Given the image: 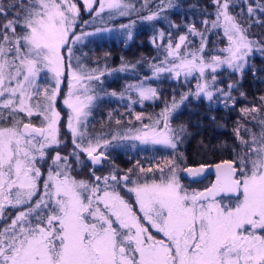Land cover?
<instances>
[{"label": "snow or ice", "instance_id": "1", "mask_svg": "<svg viewBox=\"0 0 264 264\" xmlns=\"http://www.w3.org/2000/svg\"><path fill=\"white\" fill-rule=\"evenodd\" d=\"M82 2L97 17L106 9L126 16L150 4L141 0L137 8L131 0ZM212 2L215 19L201 20L203 31L194 23L188 26V35L200 38L199 47L182 55V46L187 49L190 43L187 35L173 44L169 34L164 59L150 65L156 77L174 73L187 79L197 74L195 92L182 93L179 101L173 96L160 113L147 117L149 123L137 113L140 128L106 138L107 134L87 131V118L98 97L94 85L106 70L87 67L82 60L87 54L76 56L74 49L87 37L110 29L86 32L83 26L90 22L83 21L77 33L80 8L75 0H0V220L5 221L0 226V264H264V118H258L264 115V96L259 97L260 106L239 109L258 130L237 122L233 134L238 145H219L231 147L233 159L215 165L216 180L202 191H190L181 183L180 172L194 180L206 170L204 164L182 167L187 160L182 152L176 153L179 159L165 158L147 168L136 162L139 174L155 168L159 180H133L131 168L118 176L114 164L107 175H95V166L109 160L107 152L114 142L131 139L177 149L188 134L187 126L173 127L170 117L190 95L199 99L203 94L208 101L219 99L226 107L229 102L235 107L232 92L239 90L250 56L258 51L264 57V41L249 34L253 25H264V0ZM172 6V0H160L157 11L142 19L153 20ZM230 8L240 11L232 13ZM134 23L120 27L130 29ZM217 28H222L227 46L219 49L222 55L206 58V33ZM131 35L129 31V39ZM158 35L165 37L163 31ZM224 66L240 77L226 88L217 86L216 73ZM135 67L123 62L119 69L107 71ZM42 73H50L53 84L42 86ZM149 79L126 88L137 93L141 104L159 98L156 88L146 86ZM65 81L66 118L55 106ZM240 96L246 94L240 91ZM34 116L39 126L32 122ZM65 119L72 150L67 155L56 151L45 177L40 164L49 149L64 143L60 122ZM200 146L209 147L203 141ZM85 161L93 165L91 181L71 174L73 162ZM130 183L134 187L128 188ZM121 186L135 194L140 214L117 190ZM225 198L232 202L222 203ZM6 207L22 209L10 223Z\"/></svg>", "mask_w": 264, "mask_h": 264}, {"label": "trees", "instance_id": "2", "mask_svg": "<svg viewBox=\"0 0 264 264\" xmlns=\"http://www.w3.org/2000/svg\"><path fill=\"white\" fill-rule=\"evenodd\" d=\"M125 2H128V0H125ZM131 2L137 8H140L141 0H131ZM159 4L160 0H150V4L146 8L139 12H130L126 16H120L115 10H105L99 17L93 12H80L77 22L80 24L76 26V32L81 31L83 21L90 22L88 25L83 26V30L101 27L114 28L135 22L132 24L133 28L125 29L126 31L124 32L123 30V33L114 32L89 36L82 42L80 47L76 48L79 56H82V53L87 54L86 56H82L84 64L95 62V66L100 68L103 63L107 62L108 67L101 70H106L105 73L112 74V78L108 82L105 77H101L100 83H97L100 85L99 88H96L98 97L94 101L91 113L87 118V128H90L92 132L105 133L107 129H114V126L117 125V120L120 121L118 125L122 129L128 122L127 116L124 115L131 111L139 113L146 111L151 116L158 114L165 107V102L170 103L173 96L176 97L177 101L180 99L183 88L186 87L188 90H191L192 82L177 81L174 83L173 81H169V79L166 80L167 77H159L161 82L158 83L147 80V84H156L159 98L144 101L143 105H137L136 103H132V101L138 100L137 96L131 91L126 90L127 85H131L132 77L123 78V76H120L121 73L119 71H107L119 69L123 62L136 64L139 59H143L145 60L144 66L136 65L135 69H129L128 71L129 73H133L131 70L136 71L135 73H149L151 71L150 65L158 64L164 59L166 55L165 46L168 43L167 37L169 34L172 37L173 44H175L181 34L187 35L190 43H188L187 49L182 46L181 54L183 55L185 50H195L200 45V38L198 36L188 35V26L194 23L198 30L203 31L204 25L200 21L215 19V6L212 0H172L173 6L165 7L157 18L153 20L142 19V17L149 15L150 12L157 11ZM239 11V8H230V12L232 13ZM261 18L264 19V17ZM238 19H241L243 22L246 17H238ZM129 31L132 33L131 39H127ZM160 31L165 33L163 40L159 38L158 34ZM249 34L256 39L264 41V25H253L249 30ZM153 37H156L155 43H153ZM206 37L207 47L204 51L205 57L222 55L219 49L225 48L228 43L223 35L222 28H217L206 33ZM106 54L107 58H105ZM253 68H255V74H253ZM216 75L218 79L217 86L223 88H226L230 82L240 79L239 74L227 68V66L220 69ZM145 77L148 76L144 74L143 78ZM113 91L117 93L116 96L108 94ZM240 91H243L246 96H240ZM120 93H124L123 97L119 95ZM232 95L236 97L235 107L231 106V102L226 107L219 99L208 101L203 95L199 99L191 95L188 96L187 100L170 117V123L173 127L181 124L187 126L188 134L184 137V142L178 144L177 149H154L137 140L129 142L119 141L115 143L114 155L107 154L109 166L110 164L111 166L114 164L118 166L119 170L122 168L126 172L131 168L132 172L139 173L138 168L135 167L137 161L140 162L141 166L149 167L151 164L162 162L165 158L179 159L176 156L177 152L184 153L187 158L185 165L210 163L227 158L233 159L234 153L231 147H220L219 145L221 143L228 146L238 145L239 142L233 134V129L236 127L237 122L239 121L249 128L258 130L254 123H249L250 117H243L239 112V109L242 107H251L253 104L260 106L259 97L264 96V57H261L258 51L250 56V64L244 70L239 90H233ZM129 96H131V101L128 99ZM117 105L121 108L123 107V114L120 112L117 114L113 109L108 111L111 107H116L118 110ZM262 113H264V109H262ZM121 115L124 117H121ZM212 117H215V120ZM258 118H264V115H260ZM132 119H134L132 122L137 126L141 123L136 121L135 118ZM38 120L36 119L35 121ZM241 135H245L243 131ZM63 136L68 138V140L64 141L57 151L59 150L61 153L66 152L68 154L72 150V139L68 137L67 133ZM201 141L209 147H201ZM116 151L117 153H115ZM121 161H124V163L122 164ZM72 165L74 166V163ZM161 165L163 166L162 163ZM185 165H182V167ZM44 170L45 168L42 172ZM155 171L156 169L153 168V172ZM136 175L142 176L141 174ZM144 176L142 178H146L149 175ZM180 180L190 191L199 190L209 184L210 175L200 180H189L181 176ZM17 209L20 210V208L7 209L4 214L11 219Z\"/></svg>", "mask_w": 264, "mask_h": 264}, {"label": "rangeland", "instance_id": "3", "mask_svg": "<svg viewBox=\"0 0 264 264\" xmlns=\"http://www.w3.org/2000/svg\"><path fill=\"white\" fill-rule=\"evenodd\" d=\"M75 2L77 3V5L79 6V8H80V12H86V10H85V6H84V4H83V2H82V0H75ZM94 7H98V3L96 4V5H94ZM106 10H108V9H106ZM94 14H95V12H93ZM78 24H80V23H77V25ZM131 28H133V25L131 26ZM97 29V28H96ZM96 29H91V30H88V29H86V30H84V31H86V32H95V30ZM100 29H110V30H105V31H101V32H99V33H96L97 35H104V34H110V33H114V32H116V33H123V30H124V32L127 30H125L124 28H121L120 26H116V27H114V28H112V27H101ZM77 33H79V31L77 32ZM132 34V33H131ZM181 35H185V34H181ZM127 39H129L128 38V34H127ZM82 44V42L81 43H78L76 46H75V49H74V51H75V55L76 56H79L78 55V52H76V48H78V47H80V45ZM185 52H186V50H185ZM137 62H139V63H132V64H135V65H137V66H144V64H145V60H143V59H139ZM131 64V63H130ZM155 64H157V63H155ZM85 65H87V67H89V68H96V66H95V62H89V64H86L85 63ZM73 66H75V64L73 65ZM106 67H108V65H107V62L106 63H103L102 65H101V67H100V69H105ZM120 68V67H119ZM137 69H139V68H137ZM220 70V69H219ZM218 70V71H219ZM133 73H129V71H128V73H127V71H119V73H121V75L120 76H123V78H128V77H132V81L130 82L131 83V85L134 83V85L138 82V81H140V80H142L143 79V75L145 74V75H147L148 77H150V81H152V82H156V83H158V82H161L160 81V79H159V77H167V79L166 80H168L169 79V81H173L174 83H176L177 81H182V82H192V85H191V90H193L192 92H195V86H196V84H197V74H193V75H191V76H189V77H187V79H185V77L183 76V74H181V76H180V78H176L175 77V75H174V73H161L158 77H156V76H153V69L151 68V71L149 72V73H135L136 71H133V70H131ZM217 71V72H218ZM41 76H42V78H41V80H40V84L42 85V86H49L50 84H53V82H52V80H51V74L50 73H48V74H45V73H42L41 74ZM102 77H105L106 79H107V82L109 81V80H111V78H112V74L111 73H105V75L104 76H102ZM135 81H137V82H135ZM95 86V88H99L100 87V85H98L97 83L94 85ZM146 86H151V87H153V88H156L157 89V86H156V84H147L146 83ZM109 87H110V84H109ZM111 88V87H110ZM67 92V81H65L63 84H61V94H60V96H58V98H57V101H56V108L61 112V114H62V116H64L65 118H66V116H67V114H68V109L66 108V106H64L63 105V103H62V100H63V97H64V93H66ZM132 93H134V95H136L137 96V99H138V95H137V93L134 91V90H132L131 91ZM187 92H189V90L185 87V88H183V90H182V93H187ZM203 95V94H202ZM181 97V96H180ZM136 102V104L137 105H143V103L141 104V103H139L138 102V100H135ZM145 101H150V100H145ZM179 101V100H178ZM118 106V105H117ZM118 108V110L116 109V107H111V108H109L108 109V111L110 110V109H113V110H115V112L117 113V114H119V112L121 113V114H123L124 113V110H123V107L121 108V107H117ZM122 109V110H121ZM128 111V110H127ZM137 113H139V112H137V111H131V112H129V113H126L124 116H127V125H125V127H122V129H120L121 127L117 124L116 126H114V129L113 128H111V129H107V131H105V133L104 134H107L106 135V138H110V135L111 134H115L117 131H119L120 132V134L121 135H124L125 134V132H126V130L127 129H137V128H140L141 127V123L137 126V125H135L132 121L134 120V119H132V118H135V116H136V114ZM140 113H142L143 115H144V117H145V120L143 121V123H149V121H148V119H147V117L148 116H151V115H149L146 111H143V112H140ZM124 116H122L121 115V117H124ZM156 116V114L155 115H153V117H155ZM118 118V117H117ZM36 119H39L38 117H36V116H34L33 118H32V120H34V121H32L33 123H35V124H37V125H39V123H40V120H38V121H35ZM25 122H27V121H25ZM65 124H66V119L65 120H62L61 122H60V130H61V139L63 140V141H67L68 140V138H66V137H64L63 135L64 134H68V137L70 138V139H72V137H71V135H70V133H69V131H68V129L65 127ZM130 126V127H129ZM120 129V130H119ZM87 131H88V133H90V134H96L95 132H92L91 130H90V128H87ZM92 132V133H91ZM101 133H103V132H101ZM129 141H131V139H126V140H123V141H121V142H129ZM140 142V141H139ZM115 143H118V142H114L113 143V145L112 146H110V148L108 149V155H114L113 153H114V151H115ZM142 144H144V143H142ZM144 145H149V147L150 148H158V149H168V147H166V146H164V145H158V144H151V143H148V144H144ZM58 147H60V146H58ZM58 147H55V148H53V149H49L48 150V155H47V157H46V159L40 164V167H41V170H43L44 168H45V170L43 171L44 173H45V177H46V173H47V169H48V166L51 164V158H52V156H54V154H55V152L57 151V149H58ZM71 151V150H70ZM69 151V152H70ZM58 152H60L61 153V151H59L58 150ZM68 152V153H69ZM115 153H117V151L115 152ZM62 155H67V153L65 152H62L61 153ZM169 159V158H168ZM81 160H85V157L82 155L81 156ZM109 161L107 160V161H105L102 165H97V166H95V175H97V176H103V175H107L111 170H112V166H111V164H110V166H109V163H108ZM74 163V166L72 165V175L73 176H75L78 180L79 179H83V180H87V181H91L92 180V175H91V169L93 168V165L91 164V163H89V162H87V161H85V163H83V164H76L75 162H73ZM152 165H154V164H151V165H149V167L150 166H152ZM162 166V165H161ZM148 166H146L145 168H147ZM181 173V172H180ZM179 173V178L181 177V174ZM136 174H139V173H134V172H132V179L133 180H139L140 182H143L144 180H148L149 182L153 179V178H155V179H157V180H159L160 179V173L159 172H157V171H155V172H150V173H148V174H146V175H149L148 177H146V178H142V177H145L144 175H142V176H140V175H136ZM165 174H167V169L165 168ZM135 175V176H134ZM134 176V177H133ZM181 181V180H180ZM211 183H212V180L209 182V186L211 185ZM208 186V187H209ZM131 187H134V185L133 184H128V188H131ZM206 187V186H205ZM128 188H125V187H119L117 190L120 192V194L122 195V196H124V198L129 202V203H131V204H133V207H134V209L135 210H137V213L138 214H140L139 213V211H138V205H136L135 204V194L134 193H131V192H129L128 191ZM200 191H202L203 189H199ZM125 191V192H124ZM232 201L231 200H229L228 198H225L223 201H222V203H231ZM10 210V209H12V207H6L5 208V210ZM20 210H22V209H20ZM17 211H19V209H17L16 210V212H15V214L12 216V218L13 217H15V215L17 214ZM7 222H9L10 223V219L9 220H7ZM3 223H5V221L4 220H0V226H2L3 225ZM147 226V225H146ZM149 231L150 232H152V234L153 235H157V233H156V231L154 230V229H152V228H149ZM158 238H159V236H158Z\"/></svg>", "mask_w": 264, "mask_h": 264}, {"label": "water", "instance_id": "4", "mask_svg": "<svg viewBox=\"0 0 264 264\" xmlns=\"http://www.w3.org/2000/svg\"><path fill=\"white\" fill-rule=\"evenodd\" d=\"M38 126H39V125H38ZM225 160H231V159L227 158V159H222V160L215 161V162H210V163L188 164V165H185V166H189V167H198L200 164H204V165L206 166V170H205V172L202 173L199 177L195 178L194 180H200V179L204 178L205 176H207V175H209V174H212V175H214V178H213V180H212V183H214L215 180H216V175H215V165H216V164H220V163H222V162L225 161ZM180 174H181V176H183V177H187V178H189V176H188L187 174H185L184 172H181ZM189 179L193 180L192 178H189ZM212 183H211V184H212ZM210 186H211V185H210ZM210 186H209V187H210Z\"/></svg>", "mask_w": 264, "mask_h": 264}, {"label": "flooded vegetation", "instance_id": "5", "mask_svg": "<svg viewBox=\"0 0 264 264\" xmlns=\"http://www.w3.org/2000/svg\"><path fill=\"white\" fill-rule=\"evenodd\" d=\"M121 163L123 164L124 163V161H121ZM125 174V171H124V169H120L118 172H117V175L118 176H123ZM210 175V181L211 180H213V178H214V175H212V174H209ZM209 175H207V176H209ZM207 176H205V177H207ZM204 177V178H205ZM185 178H187V177H185ZM187 179H189V178H187ZM190 180V179H189ZM209 185H207L206 187H208ZM206 187H204V188H202L203 190L206 188Z\"/></svg>", "mask_w": 264, "mask_h": 264}]
</instances>
